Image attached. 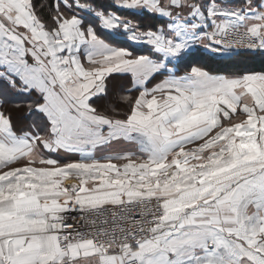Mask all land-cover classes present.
Masks as SVG:
<instances>
[{
    "label": "snow or ice",
    "instance_id": "1",
    "mask_svg": "<svg viewBox=\"0 0 264 264\" xmlns=\"http://www.w3.org/2000/svg\"><path fill=\"white\" fill-rule=\"evenodd\" d=\"M199 46L264 54V0H0V264H264V73Z\"/></svg>",
    "mask_w": 264,
    "mask_h": 264
},
{
    "label": "trees",
    "instance_id": "2",
    "mask_svg": "<svg viewBox=\"0 0 264 264\" xmlns=\"http://www.w3.org/2000/svg\"><path fill=\"white\" fill-rule=\"evenodd\" d=\"M34 2L39 5L41 2L50 3L51 0H34ZM98 3L107 4L110 3V0H97ZM141 26H152L156 23L154 19L148 16L144 17H134ZM138 51H146L142 46H137ZM208 54H200L194 58V62L201 63L199 57H206ZM237 59L236 65H233V61ZM216 60V59H212ZM219 61V59H217ZM214 62V61H212ZM222 64V61H219ZM231 63V65H229ZM216 64V63H215ZM202 66V65H199ZM206 68L225 74H240V73H264V54L261 53H248L243 56L234 58L232 60H226L225 65H203ZM4 99V102L7 104V107L13 110L14 119L20 127H26L30 121L26 119L28 113L26 110V104L29 100L26 96L8 94L7 97L0 98ZM19 105V107L17 106Z\"/></svg>",
    "mask_w": 264,
    "mask_h": 264
},
{
    "label": "crops",
    "instance_id": "3",
    "mask_svg": "<svg viewBox=\"0 0 264 264\" xmlns=\"http://www.w3.org/2000/svg\"><path fill=\"white\" fill-rule=\"evenodd\" d=\"M228 2L233 5V6H239L240 4L243 3V0H228ZM200 47V51L195 53L190 59H191V62L195 65V66H199V65H225V62L226 60H223V59H220L216 54H212L210 53L209 51H207L206 49H204L202 46H199ZM202 53H206L208 54V56L206 57H199V60L201 61V63H197V62H194V58L196 56H199L200 54ZM212 59H216V60H212ZM219 59V61H222V64L217 60ZM214 61V62H212ZM237 59H235L233 61V65H236L237 63ZM216 63V64H215ZM231 65V63L229 64ZM205 67V66H203ZM258 73H261V72H258ZM225 74V73H223ZM128 82L127 81H117V82H114V85H115V88L116 90L118 91L119 90V87L121 84H127Z\"/></svg>",
    "mask_w": 264,
    "mask_h": 264
},
{
    "label": "rangeland",
    "instance_id": "4",
    "mask_svg": "<svg viewBox=\"0 0 264 264\" xmlns=\"http://www.w3.org/2000/svg\"><path fill=\"white\" fill-rule=\"evenodd\" d=\"M79 181L76 179L74 176L69 175L65 180H64V186L65 187H71L73 185H78Z\"/></svg>",
    "mask_w": 264,
    "mask_h": 264
},
{
    "label": "built area",
    "instance_id": "5",
    "mask_svg": "<svg viewBox=\"0 0 264 264\" xmlns=\"http://www.w3.org/2000/svg\"><path fill=\"white\" fill-rule=\"evenodd\" d=\"M242 51H243V50H242ZM69 222H70V223H73V221H69ZM75 223H77V224H78V223H79V221H76Z\"/></svg>",
    "mask_w": 264,
    "mask_h": 264
}]
</instances>
